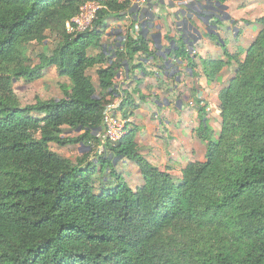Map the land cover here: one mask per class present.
Here are the masks:
<instances>
[{"label":"trees","instance_id":"trees-1","mask_svg":"<svg viewBox=\"0 0 264 264\" xmlns=\"http://www.w3.org/2000/svg\"><path fill=\"white\" fill-rule=\"evenodd\" d=\"M86 1L0 0V264H264V15L247 47L230 53L222 45L223 59L196 63L175 44L176 58L187 59L193 76L200 64L208 82L226 64L236 67L217 94L216 138L206 107L195 101L204 158L174 177L135 141L137 126L128 119L145 96L136 102L138 87L114 94L121 67L142 68L132 64L135 56H155L156 48L131 30L110 52L93 41L108 16L126 13L128 0H106L92 30L66 32ZM48 33L58 37L51 51ZM33 44L42 50L32 65ZM49 66L67 79L62 97L22 106L14 81L31 82ZM119 99L128 121L111 144L102 138V112ZM51 143L86 150L72 162ZM123 159L138 166L142 182L133 189L113 166Z\"/></svg>","mask_w":264,"mask_h":264},{"label":"crops","instance_id":"crops-1","mask_svg":"<svg viewBox=\"0 0 264 264\" xmlns=\"http://www.w3.org/2000/svg\"><path fill=\"white\" fill-rule=\"evenodd\" d=\"M118 1L123 2L124 0H118ZM204 1H207V0H190L189 4L185 6L179 3V0H149L148 7L151 8V11L148 12L149 13L148 15H149L150 21L152 22L151 23L152 25L151 27H149V30L143 31L142 33H144L148 39L149 49L156 48L155 56L153 58V56L147 57L144 54H140V53L137 54L132 64L141 63L142 68L138 67L135 69H130V71H128L127 66L123 65L120 69V72L114 79V88L116 90V93L114 94L118 98L122 96L123 89L127 91H132L136 87H138L140 91L137 94H133V98L136 100V102H139L138 101L139 95L145 96L144 101L142 103H139V107L141 109L140 111L147 112L146 117H148V119L144 118L141 120L138 118H134L132 115L131 117H129L128 120L132 121L137 126L135 141L137 143L139 151L140 152L142 151V149L140 150L142 141L144 144L150 146V147H146L147 149H149V151L146 150L147 152L143 156H146V159H148V157L157 155L159 157L158 158L159 161H154L152 163L155 166L157 165V167L159 168L161 166V163L162 164L169 163L171 165L176 166L178 165V161L182 163L183 160L189 155L188 149H190L189 150L190 153L193 152L191 151L192 149L191 145H187L183 152L172 151L173 149L171 147H168V150H167L166 147H163V144H162L163 139H159L161 137H164L163 135H160V134H163V132L161 131V128L166 120V117L175 115L176 114L174 113L175 110H179V109L183 110L179 114L181 116V114L183 113L184 122H186V124H188L187 123L188 121L187 113H190V112L195 113L196 119L197 121H199L198 111L197 109L192 107L194 105L191 104L192 106L190 107L192 108L189 109L190 111L184 113V109H182V106L184 104L182 93L185 92L187 88L193 89V84L199 82V83L205 84L206 88L204 87L202 89H198L197 94L201 93V96L210 98L211 97L210 93L218 89L217 85L214 86L215 82L217 84L220 83L221 74L224 72V70H226L225 68L226 66H224L223 67L224 69L221 70V73L218 75L215 82L214 81L208 82L206 78L204 77V75L201 73L200 66H198L195 69L196 76H193L188 67L187 59H183V58L177 59L174 53V51L176 50L175 44H178L176 40L177 34L179 35L180 39H182L181 32H184L185 34L184 39L185 41L188 42L192 40V37L197 36V35L195 36V33H194V28L196 27L201 32V38H199L198 40L192 43L194 52H192L191 54L188 53L190 58H192V60H194V62L196 63L199 62V60L204 57L223 59V56L220 57V55H215L222 51L221 49L222 45L216 42L215 37L205 32L204 25L199 20L191 16L192 14H194V12H196V10L193 8V4H196L198 6L200 2L203 3ZM209 1L216 2L219 0H209ZM220 3L223 5L224 14L228 16L227 25H229V27L232 28L230 32L229 31L227 32L225 30L221 31L220 36L223 39V42H224L223 45L226 46V41L228 37H230L229 34H231L233 35V40L235 41H237L239 38L244 39L246 42L248 41V43L242 46V49L247 47L251 43V41L254 39L253 37L256 36L258 31L255 33L254 36H252L251 31H248V30H244V32L242 33V28H240V25L243 24L244 21L246 20L249 21V19H246L244 16L240 17V15H236V12H239V9H242L244 7L245 5L244 1L243 0H224L223 2H220ZM117 14L124 15L126 20L131 24L132 22H134V17L132 15V10L130 9V6L128 7L126 13L122 14L120 12ZM164 17L170 19L171 24L169 25V28H170L169 30H167L166 28L167 25L163 21ZM259 17L260 16H258V18ZM248 18L252 20V16H249ZM114 25L116 27V30H119L116 34L118 35L119 32L122 33V35H118L116 38H114V40L115 42H117L116 39H119L120 41H122L128 30H126L124 26L120 23H115ZM256 30H259V28ZM245 33H248V34L244 35L243 37L240 36ZM118 43L119 42H117L116 44ZM183 44L185 45V48H186L188 43L187 44L183 43ZM116 47L117 46H113V47L107 48V50L110 52V50ZM168 50L170 51L166 55V58L163 57L161 55L162 51H164V53H167ZM216 50H218L217 53H216ZM239 50H234L233 52H236ZM157 51H158V54H157ZM233 52H230V53H233ZM166 59H172L175 64H179L178 65L179 71L174 74L175 82L178 84L180 83L178 87L184 84L179 93L176 92V89L178 87H175L174 91L171 89V93H167V94L165 93L167 85H163L162 83L168 84L169 81L172 80L167 77V74H165L163 72V69L161 68V65L164 63ZM179 61L181 63H179ZM154 73H156L157 79L156 77L151 76ZM177 75L180 77L179 81L176 80ZM210 83H212V85H210ZM218 91L214 94L216 99H217ZM174 94L178 98L180 96L179 101L177 102V107H175V105H173L172 103V100H174L173 98ZM169 100L171 102L167 103V101ZM213 114L214 116H217L216 111ZM150 115L151 116L154 115L155 117H158V118L162 117V119H159V120H157L156 118L150 119L149 118ZM176 120L177 119H175V121ZM166 121L169 124V121L168 120ZM140 126H142V128H140ZM200 145L201 147H203L202 144ZM182 153H184L185 155H183ZM203 158L204 157L202 156V158L198 159L197 156L191 155V157L187 158L186 161H188V159H190V161L202 160ZM122 161L124 163L128 162V160H122Z\"/></svg>","mask_w":264,"mask_h":264},{"label":"rangeland","instance_id":"rangeland-1","mask_svg":"<svg viewBox=\"0 0 264 264\" xmlns=\"http://www.w3.org/2000/svg\"><path fill=\"white\" fill-rule=\"evenodd\" d=\"M244 1V7L242 9H239V12H236V15H240V17L244 16L246 19H249V21H244L243 24L240 25V28H242V33L244 32V30H248L251 31L252 36L255 35V33L258 31L256 29L259 28V24L256 23V21L254 19L258 18V16H261L264 14V0H243ZM249 16H252V20L250 18H248ZM244 18V19H245ZM163 21L166 23V28L167 30H169V25L171 24L170 19L164 17ZM228 21V20H227ZM227 21L226 23L223 24V28H227L229 27V25H227ZM115 23H120L124 26V28L126 30H133L134 25L129 23L126 18L124 17V15H119V14H113L111 16H108L104 21L101 27L102 30H105L104 32H102L98 37H93V41H97L99 39V42L101 44H103V48L107 49L113 46H118V44H116L117 42H120L119 39H116L117 42H115L114 38H116L118 35H122L121 32H119V34L117 35L116 33L119 30H116L115 27ZM107 28V29H106ZM92 30V29H90ZM228 32V31H227ZM230 32V31H229ZM248 33H245L243 35L240 36H244ZM230 37H228L227 41H226V49L229 50L230 52H233L234 50H241L242 46L246 43H248V41L246 42L244 39L239 38L237 41L233 40V35L229 34ZM176 40L177 43L179 45H181L182 39H180L179 35L177 34L176 36ZM254 38V37H253ZM48 44V50L51 51L57 44L58 42V37L55 35H49L48 33V39L47 41ZM183 46L185 47V45L183 44ZM221 49L222 46H221ZM42 50V44H33L32 46L30 45L28 48V55L30 57H32V65L33 64H37L38 60L36 58V54L39 53ZM186 50V54H188V50H187V46L185 48ZM98 50L96 49H92L90 48L88 50L89 54H95ZM218 52V50H216V53ZM215 55H220L223 56V50ZM214 55V56H215ZM199 64V63H198ZM200 66V64H199ZM226 70H224V72L221 74V81L220 83H216L214 84L217 85V90H214L211 94L210 98H206L204 96H201L200 94H197V90L198 89H202V88H206L205 84L202 83H195L193 84V89H189L187 88L185 90V92L182 93V98L184 99V104L182 106V109H184V113L185 112H189L190 108H195L196 107V100L200 99V102H202L200 106H204L206 107V118L208 120V126L209 128L212 130L213 135L212 137H217L218 136V131H219V120L217 119V116H214V112L217 110L216 109V104L218 103V100L215 97V93L221 89L226 82L228 81V79L233 75L234 72V68L236 67V63L235 62H231L230 64H226L225 65ZM151 68V67H150ZM201 69V68H200ZM224 69V68H223ZM40 76L37 79H34L31 82H26L24 80H19V81H14L13 83V90L16 93L19 102L22 106L27 105V104H32L35 102L36 98H40V99H55V98H61L62 97V91L60 89V85L62 83L67 84V79L65 77H59L57 75V72L55 70V68L53 66H49L45 69H42L39 72ZM87 74L91 77L93 84L97 87V78H96V73H95V68H91L87 70ZM151 76L156 77V73L152 74ZM172 76V75H171ZM196 76V74H195ZM164 82V81H163ZM175 80L172 79L171 81H169L168 84L162 83L163 85H167L166 86V94L167 93H171V89L174 91L175 87H178V83H174ZM184 85V84H183ZM178 87L176 89V92L179 93L182 89V86ZM210 85H212V83H210ZM192 97V98H190ZM174 100L172 101L173 105H175V107H177V101L179 100V98L174 94L173 95ZM191 100V101H189ZM171 102V101H170ZM194 106H192V105ZM172 105V106H173ZM192 106V107H190ZM138 108V109H137ZM136 111L133 112V117L134 118H138V119H148V117H146L147 112L145 111H140V107H137ZM151 108V107H150ZM183 110H175L174 113H176L173 116H167L166 120L169 121V124L167 123V121L165 120L164 124L162 125L161 131L163 132L164 137H161L159 139H163L162 140V144L163 147H166V149L168 150V147H171L173 150L172 151H180L183 152L185 147L187 145H191L192 149L191 151H193L192 153H190V149H188V156L183 160V162H179L178 161V165H171L169 163H165L162 164L160 168L166 169L169 173H171L174 177H179L180 175V170H181V165L182 167L185 166L186 163H188L190 161V159H188V161H186L187 158H190L191 155L192 156H197L198 159L202 158V156L204 157V144L202 143L200 137L196 134V129L199 128L200 125V121H197L196 119V115L193 112L187 113V117H188V121L186 124V122H184V118H183V113L180 114ZM193 113V114H191ZM119 115L120 112H119ZM180 116V117H178ZM150 119L152 118H156L157 120L162 119V117L158 118L155 117L154 115H150L149 117ZM175 119H177L175 121ZM197 125V126H196ZM140 128H142V126H140ZM76 133L74 131L70 132L69 135L70 136H74ZM68 135V136H69ZM103 131H102V138H103ZM193 135V136H191ZM104 139V138H103ZM143 143V141H142ZM140 146V150L142 149L141 153L142 155H145L147 151H149V149H147L146 147H150L146 144H142ZM203 145V147H201V145ZM50 149L57 152L58 154H60L61 156H64L68 159H70L72 162L76 161V158L80 155L81 152H85L86 148L82 147V146H78V145H66V146H58L54 143L50 144ZM145 149V150H144ZM147 150V151H146ZM96 153H98V150L95 151ZM183 155H185L184 153H182ZM146 158V156H144ZM159 157L157 155H153L152 157H148V161L153 164L152 162L154 161H159L158 159ZM126 160V159H123ZM169 161V160H168ZM186 161V162H185ZM115 165V171L116 172H120L122 174V179L133 189L135 188L138 184H140L142 182V178L141 175L139 173L138 170V166L135 162H123L122 160H117L115 162V164L113 163V166ZM157 166V165H156ZM168 166V167H166ZM105 172H108L107 168H104ZM103 171V172H104ZM97 174L100 173V171L96 172ZM95 174L94 176L92 175V177L96 178L98 175Z\"/></svg>","mask_w":264,"mask_h":264},{"label":"built area","instance_id":"built-area-1","mask_svg":"<svg viewBox=\"0 0 264 264\" xmlns=\"http://www.w3.org/2000/svg\"><path fill=\"white\" fill-rule=\"evenodd\" d=\"M148 2L149 0H128L134 17V22H132L134 28L131 31L135 35L149 30V27L152 25L148 15V12L151 11V8L148 7ZM189 2L190 0H179V3L185 6ZM107 8L106 0H87L80 7L79 13L65 23L66 32L82 33L92 29L93 20L97 17V12L100 9ZM187 50L189 54L194 52L193 45H187ZM166 71L171 73L170 69H166ZM119 103L120 99L114 103L106 104L102 112L103 138L111 144L116 143L122 138L125 132V124L128 121L119 115V111H117Z\"/></svg>","mask_w":264,"mask_h":264},{"label":"water","instance_id":"water-1","mask_svg":"<svg viewBox=\"0 0 264 264\" xmlns=\"http://www.w3.org/2000/svg\"><path fill=\"white\" fill-rule=\"evenodd\" d=\"M199 6H200V10L194 12V14H192L191 16L195 17L197 20H199L204 25L205 32L215 37V40L218 44L223 45L224 42L220 36L221 31L223 30L231 31L232 30L231 27L223 28V24L228 20V16L225 15L223 12V5L219 1L211 2L207 0V1H204L203 3L200 2ZM194 33H195V36L196 35L197 36L192 37V40L187 42L184 39L185 37L184 32H181V38H182L183 43L185 44L188 43L187 45H192L194 41L201 38V32L200 30H198V28L196 27L194 28ZM169 51L170 50H168L167 53H164V51H162L161 55L166 58V55L169 53ZM157 54H158V51H157ZM179 63L181 62L179 61ZM178 65L179 64H175L172 59H166L164 63L161 65V68L163 69V72L165 74H168L166 69H170L171 73L169 75H173L179 71ZM179 79L180 77L177 75L176 80L179 81ZM167 103H170V100L167 101Z\"/></svg>","mask_w":264,"mask_h":264},{"label":"flooded vegetation","instance_id":"flooded-vegetation-1","mask_svg":"<svg viewBox=\"0 0 264 264\" xmlns=\"http://www.w3.org/2000/svg\"><path fill=\"white\" fill-rule=\"evenodd\" d=\"M193 8L196 10V11H199L200 10V6L198 5H196V4H193ZM173 101V100H172Z\"/></svg>","mask_w":264,"mask_h":264}]
</instances>
